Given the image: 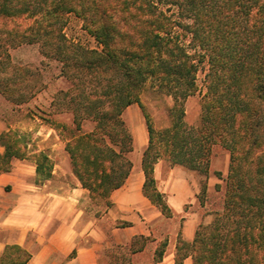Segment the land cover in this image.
<instances>
[{
	"label": "trees",
	"instance_id": "1",
	"mask_svg": "<svg viewBox=\"0 0 264 264\" xmlns=\"http://www.w3.org/2000/svg\"><path fill=\"white\" fill-rule=\"evenodd\" d=\"M72 17L97 48L67 35ZM27 45L56 61L68 83L54 95L50 115L72 116L66 151L90 198L111 209L113 193L131 175L135 141L124 112L139 105L148 131L143 195L166 218L174 213L156 166L166 161L207 177L214 149L229 153L226 178L216 173L225 182L223 208L192 240L179 234L174 264H264V0H0V94L14 106L34 99L41 76L38 67L13 62L11 51ZM149 90L173 100L165 128L142 102ZM196 94L200 121L190 125L186 102ZM87 122L93 129L84 132ZM26 136L0 133V174L12 171L13 159L30 158L37 177L50 180L53 161L43 151L32 154ZM110 242V264H134L151 240L139 235L121 245L110 235ZM167 246L156 248L155 263ZM30 257L9 246L0 264Z\"/></svg>",
	"mask_w": 264,
	"mask_h": 264
},
{
	"label": "rangeland",
	"instance_id": "2",
	"mask_svg": "<svg viewBox=\"0 0 264 264\" xmlns=\"http://www.w3.org/2000/svg\"><path fill=\"white\" fill-rule=\"evenodd\" d=\"M69 37L80 41L89 48H97L96 40L87 34L81 22L72 17L66 29ZM11 57L16 65H33L40 69L41 76L38 81L37 93L29 103L14 106L0 94V132L12 131L26 134L29 142L28 150L33 153L45 152L53 161V178L41 180L37 177V184L47 181L48 187L53 192L73 191L78 180L72 173L69 155L66 151L67 140L74 129L70 114L50 115V104L54 95L61 89H66L68 83L59 77L60 65L53 60L41 56L35 46H22L11 51ZM203 74L199 76L202 85ZM200 94L188 99L186 102V121L190 125H198L201 115ZM142 102L154 119L158 128L169 125L168 110L173 105L170 97L160 96L149 90L142 96ZM124 120L130 127L135 141L130 158L133 162V179L138 180V171L141 170L143 152L148 144V131L144 114L139 105H132L124 112ZM93 129V124L87 122L83 131ZM2 151V149L0 148ZM14 163L35 165L32 159H13ZM229 153L221 147H216L212 153L211 166L208 176L198 172L188 171L180 166H172L169 162L161 161L157 165V182L161 190L166 193L173 216L166 218L159 210L148 202L142 212L119 211L113 206L106 210L104 203L97 198H90L85 194L80 202L79 209L83 211L84 222L97 217V232L106 235L116 230L117 236L125 240L127 236L119 230L124 221L121 217H129L132 226H140L151 242L147 246L149 254L164 241L168 242L166 254L169 255L177 243L179 234L183 237H194V233L201 223H210L215 212L222 210L224 204L225 182L217 178L220 172L225 179L228 174ZM144 178V177H143ZM207 186L205 194L202 188ZM221 185L217 189L216 186ZM133 221H137L138 224Z\"/></svg>",
	"mask_w": 264,
	"mask_h": 264
},
{
	"label": "crops",
	"instance_id": "3",
	"mask_svg": "<svg viewBox=\"0 0 264 264\" xmlns=\"http://www.w3.org/2000/svg\"><path fill=\"white\" fill-rule=\"evenodd\" d=\"M138 172V180L133 179V168L125 185L113 193L116 210L142 212L150 202L143 195L142 168ZM155 176L157 179V166ZM48 183L37 184L36 164L13 162L11 172L0 174V258L9 246H18L31 255L27 264H110L107 257L112 248L110 235L121 245L129 244L135 236H147L140 226L127 222L132 218L124 216L121 218L129 226L119 230L127 236L125 240L117 236L116 230L109 236L97 232V217L84 222L83 211L79 209L81 198L89 191L78 182L73 191L53 192ZM158 188L163 192L159 185ZM175 249L176 244L169 255L165 251L163 260L155 263L156 249L149 254L146 247L134 254L132 261L174 264ZM184 264H192V259H186Z\"/></svg>",
	"mask_w": 264,
	"mask_h": 264
}]
</instances>
